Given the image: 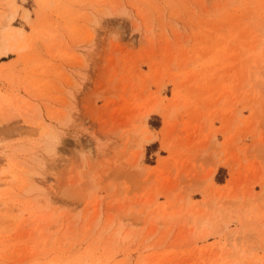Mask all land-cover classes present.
Returning <instances> with one entry per match:
<instances>
[{"label": "rangeland", "instance_id": "1", "mask_svg": "<svg viewBox=\"0 0 264 264\" xmlns=\"http://www.w3.org/2000/svg\"><path fill=\"white\" fill-rule=\"evenodd\" d=\"M2 1L0 264H264V0Z\"/></svg>", "mask_w": 264, "mask_h": 264}, {"label": "bare ground", "instance_id": "2", "mask_svg": "<svg viewBox=\"0 0 264 264\" xmlns=\"http://www.w3.org/2000/svg\"><path fill=\"white\" fill-rule=\"evenodd\" d=\"M0 1H2V0H0ZM4 1V0H3ZM2 1V2H3ZM8 2H7V4H8V6L10 7V15H9V17H10V19L11 20H14L15 19V17H16V14H17V6H15V5H13V3H11V0H7ZM3 4V3H2ZM8 6H6V7H8ZM24 20L25 21H27V22H30V12L28 11V10H26L25 11V14H24ZM21 33H22V30L21 29H18V34L19 35H21ZM14 37V35L13 34H10V33H4L3 32V30H2V28L0 29V40H1V43H6V42H8L9 40H11L12 38ZM14 41V40H13ZM0 43V44H1ZM1 45H0V49H1ZM5 49V48H4ZM8 49V48H7ZM7 49H5V50H0V54H7L8 53V50ZM147 111V110H146ZM158 111H159V109H158V107H156V106H154V107H151L147 112L148 113H146L145 112V114H147V116H146V118L149 116V115H151L152 113H158ZM145 114H144V116H145ZM171 114V113H170ZM168 117H171L170 115H168ZM40 117H38V119H39ZM35 119H37L36 118V116H35ZM169 120V119H168ZM167 120V121H168ZM36 121V120H35ZM34 121V122H35ZM40 122H39V125H40V129L42 130V131H44L45 129H46V126H45V124L41 121V120H39ZM136 132V134H135V136L137 137V139H136V145L135 146H137V148L139 147V148H143V146L145 145V144H147V143H149V142H151L152 140H154V135H153V133L151 132V131H149V129H146L145 131H143V132H139V130H137V131H135ZM133 133V132H132ZM139 133V134H138ZM48 135V140H47V147H46V150H47V152L49 153V154H54L55 152H56V150H57V148H58V146H59V144H60V142H61V137H60V134L56 131V130H54L53 128H51V130H50V132L47 134ZM133 135V134H132ZM133 137H134V135H133ZM132 140V139H131ZM166 142V141H165ZM163 146H166V144H164ZM19 147H21V146H19ZM18 147V148H19ZM17 148V149H18ZM20 150V149H19ZM8 158H9V156H8ZM13 176H15L14 178H16V175H13ZM13 177H12V179H14ZM2 179V178H1ZM3 181V180H2ZM1 185V184H0ZM46 206V205H45ZM3 207H4V203L2 202V201H0V211L3 209ZM33 208H35V209H38V208H40L37 204L36 205H34V207ZM3 211V210H2ZM1 217V216H0ZM118 234L120 235L121 234V229H119L118 230ZM127 237V236H126Z\"/></svg>", "mask_w": 264, "mask_h": 264}]
</instances>
